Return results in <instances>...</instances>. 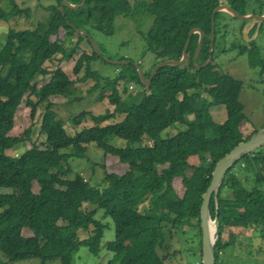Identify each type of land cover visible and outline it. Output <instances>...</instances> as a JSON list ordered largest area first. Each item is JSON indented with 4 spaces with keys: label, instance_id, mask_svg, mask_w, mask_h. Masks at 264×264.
<instances>
[{
    "label": "trees",
    "instance_id": "1",
    "mask_svg": "<svg viewBox=\"0 0 264 264\" xmlns=\"http://www.w3.org/2000/svg\"><path fill=\"white\" fill-rule=\"evenodd\" d=\"M9 1L14 9L6 12L0 8V20L29 17L30 9L24 10L15 0ZM64 1L57 0V5L44 7L51 12L46 23L33 30H12L0 46V188L11 190V193H0V251L11 262L60 259L61 264H75L82 246L98 255L105 231L112 228L96 218L99 210H103L104 217L114 221L117 232L116 239L107 243V249L115 253L114 259L107 264H166V256H161L159 250L165 246L167 237H174L173 229L179 232L188 226L192 229L187 233L199 238L200 256L203 257L200 210L212 184L216 163L258 130L244 137L230 125L232 116L237 126L247 119L240 100L244 82L222 72L215 59L204 70L195 68L199 34L192 37L186 62L181 66L161 68L140 103L130 104L118 90L121 82L144 84L137 66L133 62L114 65L119 75L114 80L107 78L114 89L108 95L114 110L97 113L86 109L73 116L70 124L75 128L88 119L93 123L75 135L69 133L68 122L45 117L41 124V132L46 136L44 150L32 145L22 156L7 154L27 144L29 139L24 134L12 132L9 109L13 102H25L32 107L29 116L32 120L38 104L49 109L51 97L72 99L77 94V80H72L62 68L51 72L45 66L61 52L73 60L84 41L91 46L88 37L77 30L91 37L92 33L114 34L119 17L138 21L151 18L150 30L144 37L146 50L143 55L144 59L148 55L154 57L151 68H144L150 78L159 63L182 58L189 33L196 28L206 33L198 59L199 65L205 64L211 55L214 10L226 4L245 15L248 1L135 0L132 3L130 0H87L85 8L66 7L62 11L60 7ZM67 1L82 3V0ZM257 1L262 3L261 7L263 5V15L264 0ZM223 16L229 14L220 12L215 18L214 54L219 37L226 41L229 35L228 31H223ZM43 25L44 34L41 33ZM257 26L251 35L255 34ZM242 30L243 25L241 35ZM63 31L67 37L54 41L53 37ZM237 39L230 48L220 46L219 51L225 53L234 49L240 55L247 54L250 67L260 68L264 75V55L258 44H249L247 48ZM68 43L74 47L69 48ZM96 59L109 64L92 49L91 55L85 52L78 60L75 73L80 75L86 64ZM208 71L214 72L212 86L207 80ZM49 74L54 76L45 85L39 86L35 81ZM98 75L88 70L81 81L99 79ZM32 95L38 98L37 103L31 100ZM100 98L104 99V95ZM218 105H224L233 113L230 123L215 122L212 108ZM119 115H125V119L112 122ZM176 125L185 129L162 137V133ZM117 138L126 140L128 146L113 145L112 141ZM146 139L153 144H145ZM90 144H95L106 156L118 158L127 166L126 173L106 172L102 183L93 185L82 174L68 177L72 167L63 176L53 172L56 165L69 163L73 157L85 158ZM72 148L75 154L67 151ZM195 156L199 158L197 166L189 161ZM178 178L183 195L174 186ZM34 186L39 187L37 192ZM150 195L170 214L172 224L153 211H139L140 203ZM212 216L218 224L217 264L223 263L221 255L236 244L223 238L226 220L249 223L264 239V147L243 157L227 173L217 199L213 195ZM26 230L30 235H25ZM81 231L89 232L90 238L80 239Z\"/></svg>",
    "mask_w": 264,
    "mask_h": 264
},
{
    "label": "rangeland",
    "instance_id": "2",
    "mask_svg": "<svg viewBox=\"0 0 264 264\" xmlns=\"http://www.w3.org/2000/svg\"><path fill=\"white\" fill-rule=\"evenodd\" d=\"M130 1L132 3L135 2V0ZM247 1V14L261 15L263 13V5L262 7L260 5L262 3L259 4L257 0ZM15 3L24 10L30 9V15L29 17L26 15L14 17L8 21L0 20V46L5 43L10 31L22 32L33 30L36 26L46 23L47 20L51 18V12L46 11L44 7L58 4L57 0H15ZM0 8L4 9L6 12H10L14 9V5L9 0H0ZM229 16H223L222 24L223 31H228L229 35L226 41L220 40L219 37L216 43L217 47L215 49L214 59L222 72L228 73L234 78L244 82L240 100L245 106L247 119L243 124L237 126L234 121L235 116H232L231 120V115L233 113H229L224 105L214 106L212 112L217 124L230 123L231 120L230 125L235 132L241 133L244 137H247L255 130L264 128V75L260 68L254 69L250 67L247 54L240 55L239 51L234 49L221 53L219 49L220 46L223 47L224 45L230 48L233 41L238 38L237 40L242 41L247 48H250L249 44L257 43L261 53L264 55V24H257V26L253 25L252 22H241ZM147 19L138 21L119 17L115 23L116 32L114 34L92 33V38L98 44L102 57L115 61L129 60L133 63L142 64L145 69H150L154 62V57L148 55L147 58H143L146 50V39H144V37L148 30H150V25L152 23L151 18ZM242 25L243 30L241 35ZM256 26L257 30L255 34L251 35L252 30L255 29ZM243 31L249 32L248 38H245ZM41 33H45L44 25L41 28ZM66 37V32L63 31L59 36L53 37V40H64ZM247 39H253V42H248ZM91 46L87 41H84L73 60L69 59L65 52H61L53 61H49L45 64L51 72H54L58 68H62L68 73L72 80L78 81L76 85L77 94L72 99L62 96L51 97L50 102L52 106L47 109L44 108L43 105L38 104L39 106H37L35 116L32 120H29V116L32 112L31 106L27 105L25 102L12 103L8 116V121L12 125V132L16 135L24 134L25 138L29 139L27 144H21L8 151V155L13 157L22 156L32 145H36L43 150L46 149L44 144L46 136L41 132V124L45 117H52V119L68 122L67 129L69 133L75 135L77 132L91 127L93 123L88 119L83 125L75 128L70 124V120L73 116L86 109L93 110L97 113L104 112L106 109L114 110L115 107L110 104L108 98V95L112 94L114 89L110 86L107 78L114 80L119 75L120 71H118L116 66L106 64L102 59H96L89 64L87 63L80 75L75 73L77 62L83 54L85 52L90 55L92 54L93 48H91ZM68 47L73 48L74 45L68 43ZM88 70L99 74V79L90 78L87 82L81 81L88 75ZM53 76L54 74H49L47 77H38L35 81L39 86H43L48 83ZM206 76L209 85L212 86L214 82V72L208 71ZM96 86L98 87L96 88ZM118 90L130 104L140 103L145 95L148 94V90L144 84L133 87L132 83L128 85V82L127 84L121 82L118 86ZM101 95H104V99L100 98ZM30 98L34 103L38 102V98L33 95ZM124 119L125 115H119L112 122L118 123L122 122ZM184 129L185 127L182 125L173 126L162 133V137L166 138L167 135H174ZM112 144L120 148L128 146V142L120 138L113 140ZM145 144H153V142L146 139ZM67 151L70 154H75L73 148ZM189 161L193 166L199 164V158L196 156L191 157ZM71 167L72 173L68 174V177L74 178L76 175L82 174L93 185L101 184L105 178L106 172L123 175L127 171V166L121 164L118 158L106 156L95 144L89 145V151L86 153L85 158L73 157L69 163L66 162L56 165L53 172L58 176H63L67 174L65 172ZM174 186L178 193L183 195L184 191L180 178L175 180ZM33 190L37 192L39 187L34 186ZM0 193H11V190L0 188ZM89 206L90 208L94 207L93 205ZM138 208L141 213L153 211L155 215L164 216L165 221L172 224L173 219L170 214L164 212L163 207L160 206L151 195L143 200ZM96 218L104 224H110L112 228L105 231L101 244V251L98 255H94L89 247L82 246L76 255L75 264H107L115 257V253L107 249V243L114 241L117 237L115 223L112 218L104 217L103 210H99ZM62 224L66 223L62 222ZM169 227H171V225H169ZM190 229H192V226H188L187 229L184 228V230L182 229L179 232L173 229L174 237H167L165 246L159 250L161 256H166V264H197L198 262H203V257L200 256L201 249L199 246V238L194 234L189 235L187 230ZM25 235H30V232L26 230ZM90 235L89 232L86 233L85 231H81L79 237L85 240L90 238ZM233 235L235 237H232ZM223 238L226 241L235 242L236 244L221 255V257L224 258L222 259V264H264V239L251 224L241 220L233 221V224L226 223L225 221ZM0 264H61V260L56 259L43 262L40 259H31L27 261L11 262L0 251Z\"/></svg>",
    "mask_w": 264,
    "mask_h": 264
},
{
    "label": "water",
    "instance_id": "3",
    "mask_svg": "<svg viewBox=\"0 0 264 264\" xmlns=\"http://www.w3.org/2000/svg\"><path fill=\"white\" fill-rule=\"evenodd\" d=\"M86 6H87V0H82L81 4H73L69 1H64L61 5V10L65 11L66 7H69L74 10H80L82 8H85ZM220 12H225L229 14L231 17L236 18L241 22H252L253 25L264 23V14L263 15H257V14L241 15L238 11H236L232 7L226 4H221L213 12V36H212V46H211V51H210L211 55H210L209 60L203 65L198 64V59L200 57L201 51H203V47L205 44L206 33L203 29H199V28L193 29L189 33V37L184 46L182 58L180 60H166V61L159 63L153 69L150 78L147 77L145 70L141 66L140 63H134L137 66L140 72V75H141L142 82L144 83L147 89L151 88L152 80L154 79V77L157 75V72L161 68L168 67V66H181L182 64L186 62V60L188 59V50L191 44V40L195 34L200 35L198 46H197V49L195 51V56H194L195 68L199 70H204L213 63L214 47H215V39H216L215 18H216V15ZM77 32L85 37H88L97 55L102 57V53L99 49L98 44L89 35V33L81 31V30H77ZM243 33H244L245 38H248L249 32L243 31ZM247 40L248 42H253V39H247ZM103 59L112 65H128L131 63V61L129 60L115 61V60H110V59H105V58ZM262 147H264V128L261 130H258L248 140L239 143L235 148H233L228 154H226L222 159H220L216 163L212 184L209 190L204 195V202H203V205H201V210H200L201 229H203V264H217L218 235H216V233L218 231V224L216 223V220H214L212 216L213 195L215 194L216 199H217V194L225 180L227 173L243 157H245L246 155ZM217 206H218V201H217Z\"/></svg>",
    "mask_w": 264,
    "mask_h": 264
},
{
    "label": "crops",
    "instance_id": "4",
    "mask_svg": "<svg viewBox=\"0 0 264 264\" xmlns=\"http://www.w3.org/2000/svg\"><path fill=\"white\" fill-rule=\"evenodd\" d=\"M233 221H237V220H226V223H230L233 224ZM29 231V230H28ZM30 232V231H29Z\"/></svg>",
    "mask_w": 264,
    "mask_h": 264
},
{
    "label": "built area",
    "instance_id": "5",
    "mask_svg": "<svg viewBox=\"0 0 264 264\" xmlns=\"http://www.w3.org/2000/svg\"><path fill=\"white\" fill-rule=\"evenodd\" d=\"M133 87H136V85H133ZM197 264H203V263H201V262H198Z\"/></svg>",
    "mask_w": 264,
    "mask_h": 264
},
{
    "label": "clouds",
    "instance_id": "6",
    "mask_svg": "<svg viewBox=\"0 0 264 264\" xmlns=\"http://www.w3.org/2000/svg\"><path fill=\"white\" fill-rule=\"evenodd\" d=\"M264 24V23H263ZM132 85H136V87L139 85V84H132ZM201 263H203V262H201Z\"/></svg>",
    "mask_w": 264,
    "mask_h": 264
}]
</instances>
